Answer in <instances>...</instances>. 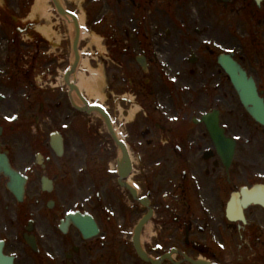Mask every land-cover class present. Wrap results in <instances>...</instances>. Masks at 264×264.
<instances>
[{
	"label": "rangeland",
	"instance_id": "1",
	"mask_svg": "<svg viewBox=\"0 0 264 264\" xmlns=\"http://www.w3.org/2000/svg\"><path fill=\"white\" fill-rule=\"evenodd\" d=\"M63 1L69 10L84 17L86 29L101 40L100 46L89 39L81 42L84 57L89 59L94 69L102 70L105 79L103 91L105 101L101 102L94 98L91 101L100 102L107 108L128 143L135 159L132 181L138 187L139 195H146L148 187L155 196L163 194L166 208L168 204L170 226L175 227L173 221L175 213L182 214V211H187L188 208L187 201L183 200L175 187V181L181 183L182 168L188 167L187 165L195 168L208 165L207 169L211 170L214 165L211 159L205 160L203 157L204 151L211 148L210 140L205 142L202 139L203 128L192 127L187 132L186 125L185 129L180 126L181 115L186 113L187 120L191 121L194 116L219 108L222 110V124L227 129L236 121L233 117L240 116L241 103L236 92L233 91L232 102L230 100L226 104L223 99L227 96L230 85L224 71L216 62L217 53L210 52L213 44L210 39L214 35L209 26L191 28V34L197 37L200 44V48L194 49L200 61L196 66L191 65L197 71L194 75L191 72L183 75L181 73L183 50H187L188 47L181 43L183 40L181 31L187 27L180 23L183 14L176 6L160 14L157 9L161 0L155 1L156 5L152 9H146L143 5L141 10L136 9L138 4H132L129 0ZM35 3L36 0H0V19L8 33L17 36L19 29L23 30L20 37L15 39L16 46H11L10 51L0 54V94L6 98L2 102L3 107L8 109L10 119L20 116L18 125L20 131H61L69 143L68 154L62 162H67L69 158L75 162L84 161L83 151L86 148V152L100 163L111 168L116 167L120 151L107 132L104 121L97 115L76 112L65 92L63 79L59 80L72 61L71 34L51 0L48 2L50 20L33 16ZM147 11L148 19H152L151 23L162 26H159V32L162 30L163 37H156L154 28L146 24ZM190 13L194 12L190 9ZM45 27L52 29L54 37L44 35L41 29ZM197 27L202 30L201 35L195 33ZM139 30L145 32L150 42L149 50L144 51L150 61L147 73H144L136 62V57L144 50ZM9 59L20 71L10 65ZM156 63L162 66L168 79L174 82L173 86L165 83ZM29 68H33L32 75L30 79L24 80L25 71ZM83 71L88 76L91 75L87 69ZM185 78L192 84L189 88L182 82ZM11 84L17 88H12ZM57 86L59 89H55ZM38 98L39 102H35ZM44 99L46 111L44 119L47 123L34 125L36 118L33 115L38 114L40 102L41 100L44 102ZM33 104L34 107L31 109ZM183 107L185 111H182ZM248 123L249 137L255 141L249 146H240L234 162L240 168H245L248 175L246 178L240 177L243 180L233 188V191L239 190L238 188L243 185H250L253 181H260L261 174L256 175V170L264 168L262 136L256 129L255 122L248 120ZM233 133L230 132L228 135L235 137ZM193 137L195 140H192ZM75 144L78 149L74 148ZM178 144L181 148L186 146L187 151L182 154L174 151ZM28 146L26 144L27 152ZM77 152H80L79 155ZM161 170L169 173V179L165 182L157 181L155 173ZM222 177L224 176L220 175V178ZM198 178L204 181L201 172ZM231 189L232 187H228L223 193L222 189L216 191L217 199L213 201V204L216 203L215 213L208 219L212 222L213 228H219L218 232L223 237L229 232L226 227H234L232 256H227L226 260L222 261L224 264H264V209L251 206L248 210L250 222L254 220L252 224L261 229V232L255 235L252 246H248L245 244L246 239L242 238L243 230L239 229L243 228L242 224L231 223L224 216ZM192 202L193 215L194 217L197 215L194 220L204 221L206 213L197 205V201ZM187 216L191 220L190 215ZM145 236L148 241L151 240L154 236L151 229L149 232L145 230ZM217 237L220 238V235ZM220 246V250H225L224 246Z\"/></svg>",
	"mask_w": 264,
	"mask_h": 264
},
{
	"label": "flooded vegetation",
	"instance_id": "2",
	"mask_svg": "<svg viewBox=\"0 0 264 264\" xmlns=\"http://www.w3.org/2000/svg\"><path fill=\"white\" fill-rule=\"evenodd\" d=\"M145 1L146 8L152 9L156 5L155 1L159 0ZM132 4L142 5L143 2L132 0ZM158 5L160 14L173 6L183 14L180 23L187 28L181 31V43L188 47L183 50V75L189 72L194 75L197 72L192 67L196 64L191 63V59L194 58V49L200 48V44L197 37L191 34V28L209 26L214 35L210 39L213 43L210 52L217 53L216 62L221 53L233 55L255 80L257 90L264 99V0L260 5L255 0H161ZM190 9L195 14L190 13ZM151 20L147 18L146 22L154 28L156 37H163L162 30L159 32L161 25L153 24ZM195 33L201 35L202 30L197 27ZM17 37L20 35L8 33L0 19V54L6 53L10 42H16ZM218 46L221 48L220 52ZM195 55L199 63L200 57ZM182 82L187 88L192 85L188 78ZM228 84L230 88L227 96L223 98L226 104L230 100L232 102L234 91L229 78ZM37 101L38 99H35V102ZM33 107L34 105L31 109ZM182 111H185L184 107ZM45 112L42 105L39 114L33 115L36 124L47 123L44 119ZM239 115L238 118L233 117L236 121L232 127H225L232 133L235 131V137L228 135L230 132H227V135L237 139L238 150L240 146H249L255 141L249 137L248 120L252 118L242 105ZM195 118L200 116H194L188 121L184 113L181 115L180 126L185 129L186 125L187 132L192 127H202V139L211 142V148L206 151L215 150L205 126L195 124ZM18 125H11L8 109L0 102V241L4 242V254L12 257L14 264H191V260L224 264L222 259L226 260L227 256H232L234 227H226L229 232L223 237L218 232L219 228L214 227L217 229L214 233L215 229L208 219L215 213L216 203L213 204V201L217 199L216 191L222 189L223 193V190L232 187V194L233 188L243 180L240 177H247L245 168L233 163L227 172L217 154L211 158L214 164L211 170L207 169L208 165L195 168L186 164L188 167L182 168L181 183L175 181L177 190H174L187 201L188 208L187 211H182V214L175 213V227H171L168 204L166 208L163 194L155 196L148 187L146 195L135 197L130 190L120 185L116 169L100 163L86 152V148L83 151L84 161L75 162L69 158L67 162H62L68 154L69 145L64 135L65 152L59 157L51 145L53 131H20ZM257 130L260 131L264 144V127L257 125ZM192 140H195V137ZM26 144L29 145L28 152ZM74 148L78 149L76 144ZM175 150L182 154L187 151V147L181 148L178 144ZM77 153L79 155L80 152ZM10 164L27 177L24 199L21 202L10 190V177L5 170ZM200 172L204 181L198 178ZM256 172V175H264V168ZM155 175L158 182L169 179V173L164 170ZM220 175L224 177L220 178ZM253 183L255 181L250 185ZM194 200L206 213L204 221L194 220L197 218V215H193ZM146 201L154 211L151 219V232L154 236L150 241L144 238L141 243L148 260L139 256L132 240L140 216L149 212L142 204ZM187 215H190L191 220ZM75 216L91 218L97 232L86 237L77 225ZM224 216L226 217L225 213ZM226 220L229 221L227 218ZM252 222L239 228L243 230L242 238L246 239L245 244L248 246H252L255 235L261 232ZM128 231L130 232L127 233ZM144 231L145 229L142 236ZM220 245L224 246L225 250H220Z\"/></svg>",
	"mask_w": 264,
	"mask_h": 264
},
{
	"label": "water",
	"instance_id": "3",
	"mask_svg": "<svg viewBox=\"0 0 264 264\" xmlns=\"http://www.w3.org/2000/svg\"><path fill=\"white\" fill-rule=\"evenodd\" d=\"M259 1L260 0H258V2ZM53 3L58 13L64 18H66L67 20L69 21L72 20L76 28L74 40H73V50H74L75 59L71 66V69L65 75L66 83H68V85L70 86L71 91L76 90L78 96L81 98V100L85 104L84 108L78 107L79 110H83L88 113H92L96 111L105 118L106 124H107V127L110 133L112 134L115 142L121 148L123 155L125 157L126 167L128 168L123 170L124 169V166H123V168H121V174L126 175L127 172L131 168V163L129 160V152H128L126 145L123 142H121V140L117 137V134L115 133V130L113 128V124L111 122V118L109 114L100 106H90L88 100L82 95V93L79 91L77 86L70 81V76L76 71L78 64L80 62V59H81V56L79 53V43H80V36H81V27H80L79 20L75 14L65 9V7L63 6L60 0H53ZM139 62L145 68V64H146L145 59H143L142 61L139 60ZM220 62L225 68V70L230 74L233 82L235 83L236 89L238 90L241 97L243 98V102L245 103V105L246 106L252 105L253 108H251L250 111L254 114L257 120H259L262 124H264V105L261 102V100L258 99L254 82L251 79H247L246 73L242 71V69L230 58L222 57ZM204 121L217 146L218 153L223 158L224 162L227 165H230L231 160L233 159V156L235 153V143L229 138L225 137L224 130L220 127L219 112L215 111L213 114H208L204 116ZM53 145L55 149L58 151V153H60L59 151L61 150V147L58 146V143L54 141ZM10 175H11V179L13 180L12 187L13 189L16 190V187H19L21 185V182L18 183L19 176L16 175L12 171H10ZM21 191H22V186H21ZM147 219L148 217H146L145 220L138 227V233ZM0 264H11V258L0 257Z\"/></svg>",
	"mask_w": 264,
	"mask_h": 264
},
{
	"label": "bare ground",
	"instance_id": "4",
	"mask_svg": "<svg viewBox=\"0 0 264 264\" xmlns=\"http://www.w3.org/2000/svg\"><path fill=\"white\" fill-rule=\"evenodd\" d=\"M49 0H36V3L33 8V16H37L40 18H46L50 20L51 18V13H50V6L48 5ZM64 2V1H63ZM80 25L82 26L81 28V41H84L86 39H89L92 43H96L98 46L101 44V40L98 36L95 34L91 33L86 29L84 26V17L79 16L77 14ZM62 19V18H61ZM68 30L69 33L71 34V37H74L76 28L75 25L73 24L74 22H69L67 19L63 18L62 19ZM44 35L48 36L49 38L54 37L52 29L45 27L41 29ZM84 51H81V61L79 63V67L75 74L72 77L76 79L77 87L81 92H83L89 99H96L98 101H105V96H104V88H105V79L102 70H97L94 69L91 64L89 59H86L83 55ZM83 69H87L88 72H90V76L87 75L86 72L83 71ZM59 80H62V76L59 78ZM73 102L76 105L81 106L83 103L81 99L78 97L77 93L74 91L73 92ZM97 104L102 106V103L97 102ZM114 127H115V132L119 136V138L123 141H125L124 136L122 132L119 130V128L115 124L114 118H112ZM228 149V148H227ZM132 154V152H131ZM131 159L133 160V163H135L134 155H131V158L129 157V160L131 162ZM126 163L124 161L122 163V166ZM232 163V160H231ZM233 164V163H232ZM127 169L126 165H124V170ZM127 178L131 175L130 172H127L126 174ZM125 181V180H124ZM122 179H120V185L123 187L125 186V182ZM132 181V175L129 177V181ZM133 188V187H131ZM251 188V187H250ZM259 203L264 206V183L261 186H255L252 189H249L247 187H244L241 189L240 194L236 195L235 198L231 199V205H230V210L232 211L235 207L238 208L237 211H235L231 217L233 219H241L243 217L247 216L248 210L250 209V204H255ZM248 224L251 222H247ZM203 225V224H202ZM152 227V225H150ZM142 230V228H141ZM150 230H148L149 232ZM199 264H204V263H199Z\"/></svg>",
	"mask_w": 264,
	"mask_h": 264
}]
</instances>
